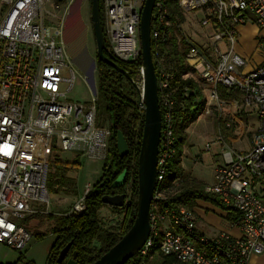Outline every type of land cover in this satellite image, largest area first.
<instances>
[{"label":"built area","instance_id":"obj_1","mask_svg":"<svg viewBox=\"0 0 264 264\" xmlns=\"http://www.w3.org/2000/svg\"><path fill=\"white\" fill-rule=\"evenodd\" d=\"M54 0H0V244L23 252L32 242V234L21 220L42 215L38 207L49 205L47 189L50 173L49 151L73 153L80 159L105 162L109 152V123H98V86L90 82L92 100L87 103L63 102L74 88L76 73L65 46L64 28L46 24L55 15L49 6ZM146 0H102L104 35L112 54L120 61L133 64L142 60L141 18ZM169 0H156L152 15V49L158 79L162 113L161 140L158 149L157 187L150 212L151 232L139 251L147 257L159 241L160 253L182 264H248L264 253V35L258 48L263 59L245 69V61L236 54L240 27L255 25L264 31V0H179L182 10L204 9L203 27L214 34L206 47L196 45L183 32L179 19L171 20ZM183 37L186 47L185 66L205 95L202 116L235 107L258 119L251 148L237 151L219 134L221 162L216 166L212 184L205 193L217 198L225 208L235 212L232 226L240 237L227 233L215 237L197 230L194 209L184 205L163 207L176 194L167 186L170 162L177 155L176 90L177 71L167 67L164 46L173 32ZM224 42L227 53L218 46ZM71 77L65 78L64 71ZM140 87L138 108L145 114L143 98L144 67L136 68ZM186 76V77H187ZM69 85L63 92V85ZM219 88L237 93L238 100L228 101ZM188 92V91H187ZM235 117L225 119L226 129L237 125ZM44 141L45 154L38 148ZM212 150V143L206 151ZM92 188L75 203L66 216L85 212L86 199ZM48 213V210H44ZM168 224L169 228H162Z\"/></svg>","mask_w":264,"mask_h":264},{"label":"trees","instance_id":"obj_2","mask_svg":"<svg viewBox=\"0 0 264 264\" xmlns=\"http://www.w3.org/2000/svg\"><path fill=\"white\" fill-rule=\"evenodd\" d=\"M100 6L104 29L102 0H100ZM168 8L171 20L179 18L181 21H184L182 9L179 7V0H169ZM105 46V55L108 57L113 55L109 49L106 37ZM155 46L156 44L152 42L153 50ZM169 47V61L178 67V75L173 83V88L176 89L175 97L178 109L176 117L177 155L170 162L169 173L166 179V185L171 187L172 182L183 175L181 158L183 148L188 143L187 130L202 114L205 99L202 90L192 78L182 79V76L188 74L190 69L185 66V56L179 50V47L176 43L170 44ZM118 64L121 68L128 71L134 80H137L136 68L140 67L143 62L139 60L133 64H128L118 60ZM97 71L99 77L98 123L100 126H105L104 120L106 119L111 130L108 156L103 165L101 179L93 186L87 196L85 212L74 216L49 215V234L55 236L56 240L47 264H58L57 261L61 251L70 243L72 246L68 258H72L73 254L76 253L79 264H94L109 252L131 229L138 213V161L145 126V114L140 113L138 108L139 93L129 79L98 59ZM187 91L190 92L188 95H186ZM119 133L123 134L129 146V153L125 158L120 157L117 148ZM79 164L78 160H75L71 164H66L59 158H56L53 162L54 173H51L48 178V192L51 194L63 192L68 196H77L76 180L69 177L68 172L70 171L69 166L78 167ZM121 179H124V184L117 186L116 184ZM204 191L205 187L203 185L196 181H189L188 185L178 192V194L172 196L168 202L164 203L163 207L184 205L187 208H192L197 199L212 200V197L206 195ZM116 195H125L126 200L129 199L127 205L120 208V210L123 209L125 212L120 232L103 228L99 214L102 208L109 207L103 202V198L105 196ZM33 217H38V215ZM46 235L37 234L36 237L41 239ZM126 264L181 263L172 257L163 256L160 253L158 241L154 244L146 258L138 252Z\"/></svg>","mask_w":264,"mask_h":264},{"label":"rangeland","instance_id":"obj_3","mask_svg":"<svg viewBox=\"0 0 264 264\" xmlns=\"http://www.w3.org/2000/svg\"><path fill=\"white\" fill-rule=\"evenodd\" d=\"M50 11L55 15L53 19L47 20L46 24L54 28L58 24L64 28V39L68 44V48L74 61L76 62L74 69L76 73V80L74 88L71 92H68L64 98L63 102H74V103H87L92 100L93 93L91 91L90 82L95 81L96 85L99 86V77L97 71V47L94 37V31L91 21V9L92 4L90 0H54L53 5L49 6ZM184 16L183 30L184 32L194 41L198 46L203 47L208 40L214 34L213 28L203 27L202 21L205 17L204 9L192 10H182ZM222 53H227L228 49L224 42H220L219 45ZM262 50L258 48L254 50L253 54L247 56L239 55L245 61V69H248L254 62L257 61L258 56H260ZM238 55V54H237ZM63 76L65 78H70V72L64 71ZM69 85H63V92L67 91ZM108 124L106 119L104 120ZM189 133L191 135V144H195V148L190 151V154L200 155L199 164H197L192 172V176L201 181H211L212 166L215 164V159H213L212 154L219 155V146L214 143L217 142V129L215 122L212 117H202L197 122H195L189 128ZM211 142L213 145V152L206 153L205 145ZM247 142V143H246ZM246 149L250 148L249 141L245 140ZM236 147L244 148L236 143ZM192 152V153H191ZM39 154H45L44 141L42 145L38 148ZM50 161V173H54L53 162L56 158H59L63 163L71 164L75 160L79 161L78 167L69 166L70 171L68 176L76 180L78 195L68 196L63 192L59 194H50L49 205H44L43 207H38L43 211L42 215L38 217H28L21 220V224L26 230L31 232V234H49L47 232L46 225L50 224L49 215L61 216L70 212L76 202L80 200L81 197L85 195L87 187L93 186L101 179L103 175V165L102 161H94L88 159H80L73 153H66L53 150L48 153ZM49 178V176H48ZM179 179V180H178ZM176 185H173L174 192H179L182 190L181 179L178 178ZM130 195V193H129ZM129 199L126 200V205ZM48 213L44 210H48ZM107 211L100 210L101 225L105 229L120 232L125 216L124 210L115 209L114 207H106ZM105 213V214H104ZM49 237V236H47ZM51 241L50 239H48ZM38 241L36 238L33 239L30 246L34 247ZM25 255V252L13 251L9 248H5L0 245V262H13L19 255Z\"/></svg>","mask_w":264,"mask_h":264},{"label":"water","instance_id":"obj_4","mask_svg":"<svg viewBox=\"0 0 264 264\" xmlns=\"http://www.w3.org/2000/svg\"><path fill=\"white\" fill-rule=\"evenodd\" d=\"M91 21L97 47V59L105 63L117 72L129 79L140 94L141 90L136 80L131 74L118 64V59L114 55H105V35L102 25L100 0H91ZM156 0H146L141 18V45L142 62L144 67L143 98L145 110V126L141 153L138 161V213L131 229L123 238L104 256L94 264H126L147 242L150 232V212L157 187V164L158 149L162 131V113L158 95V79L153 60L151 25L152 15ZM117 148L121 158H125L129 153V146L123 134L119 133L117 138ZM124 179L116 184L122 186ZM103 202L111 207L123 208L126 205L125 195L105 196ZM72 244L67 245L58 257V264H63L70 252ZM66 264H79L77 254L67 261Z\"/></svg>","mask_w":264,"mask_h":264},{"label":"crops","instance_id":"obj_5","mask_svg":"<svg viewBox=\"0 0 264 264\" xmlns=\"http://www.w3.org/2000/svg\"><path fill=\"white\" fill-rule=\"evenodd\" d=\"M177 19H179V18H177ZM180 22H181V25H183L184 21L180 20ZM238 32H239V39H238V43L235 46L236 54L244 55V56L248 57L250 54L251 55L253 54L255 49H257V45L259 42L260 35L262 33L264 35V31L260 32L259 29L255 25L248 24L246 26L240 27L238 29ZM182 40H183V37L174 31L171 42L168 45H166V47L164 46V50H165L164 53L166 56L165 57V63L167 65V67H169V68L173 67L177 71V75H178V67L174 63H171L169 61V58H170L169 57V55H170V52H169L170 47L169 46L172 43H176V45L179 47V50L185 56L186 47L183 44ZM207 44H208V40L206 41V43L203 47H206ZM65 46L67 48V52H68V55H69L72 63L77 65L76 62L74 61L73 57H72V54L70 53V50L68 48V44L66 43V41H65ZM262 59H263V53H261V55L258 56L257 61L254 62L253 64L256 65V64L260 63L262 61ZM186 76H187V74L183 75L182 79L186 80L188 78H192L191 76H187V77ZM195 83H196V81H195ZM219 92H220L221 96L224 97L228 101V103L231 100H238L241 103V97L237 93L228 91V90L223 89V88H219ZM188 93H190V92L188 91L186 95H188ZM202 93H203V91H202ZM203 95H204V93H203ZM204 99H205V95H204ZM235 112H236L235 107H231L228 105L224 109V117L222 120H220L218 118V115L216 112H214L213 115L208 116V117H212L214 122H215L217 133H218L217 139L219 137V134L223 133L225 136L226 142L228 143V145L230 147L234 148L237 151H248L251 148V139H252L253 131L255 129H257V127H258V119L254 115H248L244 111H241L240 113H237V114H235ZM231 116L235 117L237 119L238 123L233 129L228 130L225 127L224 121H225V119L230 118ZM202 117H204V116L200 115L198 120ZM187 133H188V137H189L188 143L183 148V154H182V158H181V169L183 170V173H182L183 175L180 176V179H181L180 181L183 184L182 189H184V187H186L188 185L189 181H196L197 183L206 187L207 185L212 184L214 182L216 166L221 162L220 146H219V150H220L219 155L212 154L213 159H215V164L212 166L213 171L211 174V181H201L199 179L194 178L192 176L191 171L194 170L193 167H195L197 164H199V161H200V159H202V157L198 154L195 156V155L189 153L190 151H192L195 148V144H191V138H190L191 135L189 133V129L187 130ZM245 140L249 141V145H250L249 149H246ZM209 143H211V142H209ZM209 143H207V144H209ZM236 143H238L241 146L244 145V148L236 147ZM205 152L206 153H212L213 152V145H212V150L210 152L206 151V145H205ZM176 181L172 182V185H176V184L179 185V183H177ZM176 194H178L177 191H176ZM206 195L212 197V200L197 199L194 203V206L192 208H190V209H194V211L196 213L198 232L201 233L202 235H206L209 237H215V236H218L219 234H222V233H227L233 238L240 237V235H241L240 231L237 228L232 226V223L235 219V212L231 209L225 208L221 203H219V201L217 200V198L215 196L209 195V194H206ZM109 207H111V206H109ZM102 211L106 212L107 211L106 207L102 208ZM168 226H169L168 224H164L162 228H164V229L169 228ZM46 228H47V232H50V224L49 225L47 224ZM47 236H49V237H47ZM32 237H33L32 241L34 238H36L38 243L36 245H34V247L33 246L31 247L29 245L26 248V250L24 251L25 255L24 254L19 255V257L16 260H14L13 262H7V263L0 262V264H47L48 258H49L50 252L53 248V245L55 243L56 237L51 235V234H47L44 238H41V239H38L35 234H32ZM48 239H50L51 241H49ZM1 246H3V245H1ZM69 259H71V258H68V256H67L64 263L66 264ZM248 264H264V253L260 256L252 257Z\"/></svg>","mask_w":264,"mask_h":264}]
</instances>
